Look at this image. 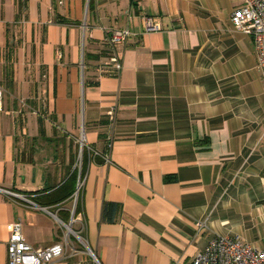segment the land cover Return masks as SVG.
Masks as SVG:
<instances>
[{
  "label": "crops",
  "instance_id": "crops-1",
  "mask_svg": "<svg viewBox=\"0 0 264 264\" xmlns=\"http://www.w3.org/2000/svg\"><path fill=\"white\" fill-rule=\"evenodd\" d=\"M242 4L0 0V190L46 209L0 192V264L15 223L35 250L62 241L73 203H54L79 178L71 229L100 264H191L217 236L264 250V80L231 24ZM123 30V69L103 75Z\"/></svg>",
  "mask_w": 264,
  "mask_h": 264
},
{
  "label": "built area",
  "instance_id": "built-area-1",
  "mask_svg": "<svg viewBox=\"0 0 264 264\" xmlns=\"http://www.w3.org/2000/svg\"><path fill=\"white\" fill-rule=\"evenodd\" d=\"M242 2V6L232 12L231 24L235 30L253 39L257 70L262 74L264 80V0H242ZM141 21L144 33H154L161 30L159 23L151 17L142 16ZM131 36L132 34L128 30L111 32L109 34L107 42L111 49V55L108 61L99 68L101 74H120L123 65L122 55L118 51V48L123 46ZM2 98L3 92L0 89V110ZM115 114L116 110L113 108L106 116L111 127L115 123ZM110 140L109 138L108 152L103 156L106 164H109L110 161ZM79 144L81 149L86 147L83 136ZM94 155L97 156V154ZM82 187L83 181L79 178L76 191L71 197L73 208L71 210L70 223L69 225L61 223L64 229V236L60 243L47 249L35 250L23 241L21 224L15 223L11 226L7 243V264H86L83 259V257H86L84 255L89 257L92 264H100L79 233L71 229L72 224L80 218V215L76 216V204ZM0 192L12 201L21 203L34 210L46 212V209L31 203L23 195L4 190H0ZM81 226L83 230L84 225ZM196 227L197 235H200L204 229V225L196 223ZM191 264H264V250L254 248L239 237L217 236L209 242L203 251L195 255Z\"/></svg>",
  "mask_w": 264,
  "mask_h": 264
},
{
  "label": "trees",
  "instance_id": "trees-1",
  "mask_svg": "<svg viewBox=\"0 0 264 264\" xmlns=\"http://www.w3.org/2000/svg\"><path fill=\"white\" fill-rule=\"evenodd\" d=\"M75 191H76V186H75V190L73 191L72 194L67 195L66 197L55 202L54 204L58 205L67 199H71V197L74 195ZM117 210H118V206L115 204H104L103 208H102L101 220L105 223H113Z\"/></svg>",
  "mask_w": 264,
  "mask_h": 264
},
{
  "label": "rangeland",
  "instance_id": "rangeland-1",
  "mask_svg": "<svg viewBox=\"0 0 264 264\" xmlns=\"http://www.w3.org/2000/svg\"><path fill=\"white\" fill-rule=\"evenodd\" d=\"M2 100H3V98H2ZM76 247H78L77 245H76ZM82 249V248H81ZM80 249V250H81ZM84 256H86V257H83V259L85 260V262H86V264H92V262H91V260L89 259V257L87 256V255H84Z\"/></svg>",
  "mask_w": 264,
  "mask_h": 264
}]
</instances>
